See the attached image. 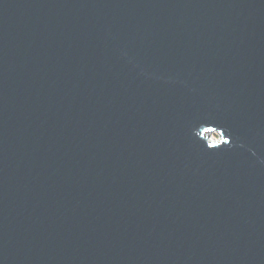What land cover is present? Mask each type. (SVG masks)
<instances>
[{"label": "water", "instance_id": "95a60500", "mask_svg": "<svg viewBox=\"0 0 264 264\" xmlns=\"http://www.w3.org/2000/svg\"><path fill=\"white\" fill-rule=\"evenodd\" d=\"M0 264H264V0H0Z\"/></svg>", "mask_w": 264, "mask_h": 264}, {"label": "rangeland", "instance_id": "374dc122", "mask_svg": "<svg viewBox=\"0 0 264 264\" xmlns=\"http://www.w3.org/2000/svg\"><path fill=\"white\" fill-rule=\"evenodd\" d=\"M208 137H209L210 140H211V139H217V136H216L215 133L211 134V135L208 136Z\"/></svg>", "mask_w": 264, "mask_h": 264}]
</instances>
